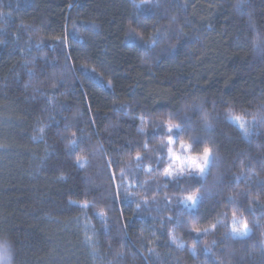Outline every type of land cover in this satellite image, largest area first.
I'll use <instances>...</instances> for the list:
<instances>
[{"label": "trees", "instance_id": "trees-1", "mask_svg": "<svg viewBox=\"0 0 264 264\" xmlns=\"http://www.w3.org/2000/svg\"><path fill=\"white\" fill-rule=\"evenodd\" d=\"M236 3L159 0L138 15L132 0H0V241L9 243L11 264H264V229L244 240L224 235L237 209L238 218L264 225V53L253 47L257 33L264 38V0H247L243 13ZM201 104L214 118L208 133L201 112H185ZM229 108L257 117L250 137L228 119ZM172 112L211 141L197 153L208 146L220 158L205 183L213 195L192 214L177 201L198 185L164 187L167 162L156 167L165 138L153 129ZM73 133L85 138L69 153ZM137 152L146 157L139 170ZM218 221L227 227L206 237L190 231ZM94 233L92 248L85 238Z\"/></svg>", "mask_w": 264, "mask_h": 264}, {"label": "snow or ice", "instance_id": "snow-or-ice-1", "mask_svg": "<svg viewBox=\"0 0 264 264\" xmlns=\"http://www.w3.org/2000/svg\"><path fill=\"white\" fill-rule=\"evenodd\" d=\"M133 7L137 9V14L139 15L142 11H147L151 8H158L159 7V0H139L137 3L136 0H132ZM247 5V0H237V3L235 5V8L238 12L243 13ZM175 19V18H173ZM249 21H250V27L252 28L253 32L256 31L254 23L251 22V16L249 14ZM131 35V30L130 33ZM160 38L159 32L153 36L150 43L146 42V48L152 49L157 40ZM0 43H3V41H0ZM253 47L257 51H260L261 53H264V38H262L258 33L256 34V37L253 41ZM147 54V52H146ZM32 70H29V75H32ZM49 103H52L51 100H49ZM189 110H197L201 112V122L203 125V131L205 133L211 132L214 123V118H211L207 111L203 110V105H186L185 106V112ZM169 120L167 124H157L155 128L153 129L154 133H157L161 136H163L165 139L161 142V144L158 146L157 152L158 155L156 157V167L158 168L159 165L163 162H167V167H164L162 176L164 178L165 184L164 187H168L169 185L180 188L181 184H187L189 186L195 184L198 185L195 191H190L189 194H187L183 199H180L177 201L179 205H181L184 209H187L189 214H192L195 212V210L198 208L200 203L205 198L211 197L213 195L212 193V187L215 185L205 187V183L207 182V176L209 172L212 170V168L217 167L220 162L219 156L214 154V149L212 147L204 146L202 149V152L197 153L196 152V145L203 142L205 145L211 143L207 139V136H198L194 134V128L193 123L191 119L187 115H181L180 113L172 112L169 113ZM247 115L244 114H234L233 110L229 108L227 110V117L228 119L233 122L234 124L238 125L240 130L242 131L245 138L250 137L252 133V128L256 125L257 117L254 116L251 121L245 120L244 116ZM175 121V122H173ZM261 123H264V116L260 117ZM145 121L141 119V124H144ZM69 125H65V129H67ZM138 131L143 132V129H138ZM193 133L189 136L188 141L180 140L181 150L178 152L175 149V143L177 140L180 139V136L182 134H188ZM46 134V126L42 127L40 129V136L38 139H43ZM145 135H147L145 133ZM85 137L81 136L79 138L76 137L75 133H73V138L69 139L68 144L66 145L69 153L73 152L75 150V146L81 142ZM144 149H148V142L147 140L144 143ZM167 149V154L165 156L164 149ZM146 159L145 156L141 155L140 152H137L135 156V167L137 170L144 167L143 161ZM76 166L78 168H83L85 165L82 162L81 158H77L76 160ZM116 161L110 160L108 162V167H115ZM147 171H155L156 168H147ZM123 177H124V170L121 169V176L120 180L121 183L117 185V194L119 195V190L124 187L123 184ZM60 179H64L63 176L60 177ZM110 179L115 182L117 179L115 176V173L113 172ZM217 180L222 179L219 175L216 178ZM236 181H239L240 177L236 176L234 178ZM137 183H139L137 181ZM141 188H143V184L139 185ZM182 191H187L188 189H181ZM127 195H134V193H127ZM228 203H232L235 200L234 196H229ZM70 204L76 203L75 201H69ZM147 203V201H145ZM171 203V201H169ZM91 205L85 203L81 204L80 208L84 211H87V209ZM140 207V204H137V208ZM237 210L233 211L232 213V219H231V227L230 231L225 232V237L232 239V240H244L246 238H249L253 233V227L255 228H262L264 229V225H261L258 220L255 221H249L244 218H238L237 216ZM225 219H227V213H223ZM96 216L98 219L101 220L105 224V230L107 231V217L103 210L96 213ZM169 220H172V217H168ZM193 219H195V216H193ZM181 222L179 220L176 221V226H179ZM251 223V227H250ZM218 226H224L227 227V225L224 224V221H218L217 224L212 225L210 228H205L201 230L200 228H192L190 231L194 233L197 237H206L210 232L215 231ZM264 234V232H262ZM95 233L93 236L86 235L85 242L92 248L95 247L96 241L94 239ZM169 240L172 243H176V240L172 233H169ZM217 242L214 240L212 241V245H215ZM177 248H180L181 245L177 244ZM262 250H264V241L261 242ZM151 252L152 250L149 249ZM190 252L195 253L196 249L192 248L189 249ZM206 253H208L210 256H214L215 254L212 251V246L205 245V248L203 249ZM0 264H11V252H10V246L9 243L5 241H0ZM212 264H217L216 261H212Z\"/></svg>", "mask_w": 264, "mask_h": 264}, {"label": "rangeland", "instance_id": "rangeland-1", "mask_svg": "<svg viewBox=\"0 0 264 264\" xmlns=\"http://www.w3.org/2000/svg\"><path fill=\"white\" fill-rule=\"evenodd\" d=\"M176 149V148H175ZM178 152L181 150V145L176 149ZM187 210V209H186Z\"/></svg>", "mask_w": 264, "mask_h": 264}]
</instances>
